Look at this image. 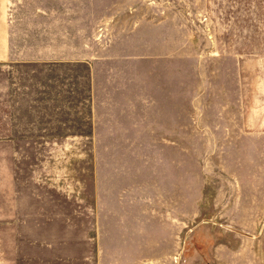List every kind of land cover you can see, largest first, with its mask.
Here are the masks:
<instances>
[{"label": "rangeland", "instance_id": "obj_1", "mask_svg": "<svg viewBox=\"0 0 264 264\" xmlns=\"http://www.w3.org/2000/svg\"><path fill=\"white\" fill-rule=\"evenodd\" d=\"M11 14L47 106L0 141V264H264V0Z\"/></svg>", "mask_w": 264, "mask_h": 264}, {"label": "crops", "instance_id": "obj_2", "mask_svg": "<svg viewBox=\"0 0 264 264\" xmlns=\"http://www.w3.org/2000/svg\"><path fill=\"white\" fill-rule=\"evenodd\" d=\"M11 27V0H0V75L11 69L4 66L15 62L22 56V54H18L17 47L13 45ZM34 96L35 94L31 92L28 84L18 83L9 78L6 82H0V141L11 142V153H14L13 149L16 146L13 143L15 123L45 119L42 117V112L47 105H43ZM3 131L4 135H2Z\"/></svg>", "mask_w": 264, "mask_h": 264}]
</instances>
